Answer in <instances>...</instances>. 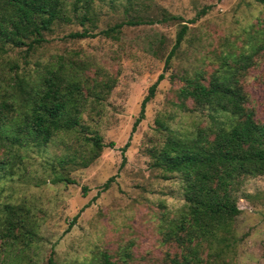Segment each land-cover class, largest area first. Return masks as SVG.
I'll list each match as a JSON object with an SVG mask.
<instances>
[{
	"label": "rangeland",
	"instance_id": "1",
	"mask_svg": "<svg viewBox=\"0 0 264 264\" xmlns=\"http://www.w3.org/2000/svg\"><path fill=\"white\" fill-rule=\"evenodd\" d=\"M263 18L253 0H92L88 22L69 16L56 23L44 35L46 42L27 56L24 47L7 50L0 79L70 57L84 65L85 77L110 85L101 103L82 114L103 145L96 157L80 138L57 135L46 147L21 150L22 170L0 182V201L25 205L37 224L26 260L43 264L52 253L57 264H85L107 252L117 261L127 250L125 264H167L165 257L173 255L175 246L163 243L162 234L178 217L183 200L178 176L156 166L151 156L164 135L160 125L178 135L204 125L205 111L193 110L190 101L185 110L177 107L181 79L195 71L207 77L226 43H253ZM135 19L151 22L124 24L113 37L100 33ZM180 25L186 34L165 66ZM83 30L92 37H67ZM8 61L17 69L9 70ZM253 61L244 89L263 121L264 49ZM160 74L143 118L131 131L141 100ZM62 159L66 164L60 168ZM60 176L69 182H58ZM235 200L240 213L233 221L230 264H264V177L244 179Z\"/></svg>",
	"mask_w": 264,
	"mask_h": 264
},
{
	"label": "trees",
	"instance_id": "2",
	"mask_svg": "<svg viewBox=\"0 0 264 264\" xmlns=\"http://www.w3.org/2000/svg\"><path fill=\"white\" fill-rule=\"evenodd\" d=\"M253 2L264 11V0ZM91 3L92 0H0V61L7 50L24 47L25 56L33 53L46 42L44 35L69 16L81 24L88 22ZM203 13L202 10L200 14ZM145 22L151 21L128 20L100 33L113 37L124 24ZM186 30L185 25H180L165 66ZM253 35V43L243 47L226 43L217 56L216 69L207 77L195 71L181 79L176 91L177 107L185 110L184 103L190 101L193 110L205 111L203 126L196 127L191 134L178 135L160 125L164 135L151 156L156 166L178 176L183 200L178 217L169 222L162 234L163 243L173 242L175 246L173 255L165 257L167 264H230L233 221L240 213L235 193L244 179L264 177V120L256 118L244 89L248 69L254 66L253 57L264 49V18ZM67 37L83 39L92 35L83 30ZM5 66L17 69L11 61ZM84 70L76 59L59 57L31 70L2 74L1 183L22 170L21 150L46 147L57 135L80 138L91 157L103 148L100 137L84 123L82 114L87 106L101 103L110 85L108 80L88 79ZM160 80L161 74L148 87L131 131L143 118L144 107ZM65 162L60 160L58 166L62 168ZM57 181L69 182L64 176L57 177ZM107 185L108 182L103 187ZM36 235L37 224L28 207L0 201V264H36L26 260ZM128 259L127 250L117 261L107 252H98L85 264H125ZM43 264H57L52 253Z\"/></svg>",
	"mask_w": 264,
	"mask_h": 264
}]
</instances>
